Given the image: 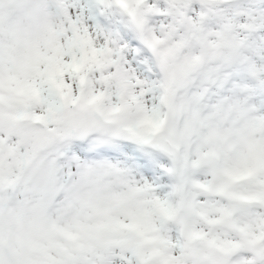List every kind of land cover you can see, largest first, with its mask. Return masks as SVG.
<instances>
[{"label": "snow or ice", "instance_id": "obj_1", "mask_svg": "<svg viewBox=\"0 0 264 264\" xmlns=\"http://www.w3.org/2000/svg\"><path fill=\"white\" fill-rule=\"evenodd\" d=\"M0 264H264V0H0Z\"/></svg>", "mask_w": 264, "mask_h": 264}]
</instances>
